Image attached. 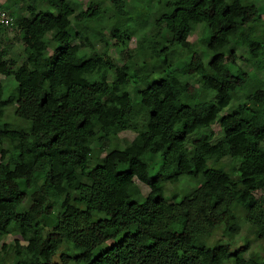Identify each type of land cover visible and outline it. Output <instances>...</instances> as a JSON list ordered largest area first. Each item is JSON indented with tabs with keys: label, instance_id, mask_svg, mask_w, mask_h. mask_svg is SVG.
Returning <instances> with one entry per match:
<instances>
[{
	"label": "trees",
	"instance_id": "trees-1",
	"mask_svg": "<svg viewBox=\"0 0 264 264\" xmlns=\"http://www.w3.org/2000/svg\"><path fill=\"white\" fill-rule=\"evenodd\" d=\"M257 2L153 0L150 22L146 14L132 17L125 0H89L84 9L78 0L0 6L24 55L16 65L0 45V76L15 83L8 90L0 80V119L13 105L12 117L26 124L0 122V235H18L9 246L14 264L244 263L246 242L232 250L207 240L216 230L228 239L237 235V213L255 237H264V197L255 195L264 191V90H247L250 79L234 49L237 41L245 50L239 59L264 70V39L257 35L264 4ZM9 6L23 13L12 16ZM72 23L80 24L73 36ZM192 24L205 27V58L192 53L175 66ZM107 48L122 52L120 66ZM130 68L140 87L136 102L122 92ZM181 77L198 78L211 99L194 110V90ZM124 131L134 134L130 141L118 139ZM146 155L160 156L161 181L149 175ZM225 158L236 166L225 171ZM181 176L196 187L177 202L165 200L162 183L174 185ZM134 180L148 189L140 202ZM64 244L72 254L54 260ZM247 264H264V255L250 251Z\"/></svg>",
	"mask_w": 264,
	"mask_h": 264
},
{
	"label": "rangeland",
	"instance_id": "rangeland-1",
	"mask_svg": "<svg viewBox=\"0 0 264 264\" xmlns=\"http://www.w3.org/2000/svg\"><path fill=\"white\" fill-rule=\"evenodd\" d=\"M79 1V8L84 9L89 0H78ZM126 3V11L135 19L140 18L141 15H145L148 17V22H150V11L153 7V0H125ZM258 5L264 4V0H258L257 2ZM20 6L14 7V6H9V9L7 10L9 14L12 16H15L17 14L23 13L22 10L19 8ZM103 10L106 14V16H109L111 13V7L105 3L103 5ZM80 29V24H74L72 23L68 27V33L70 35H74L78 30ZM145 30H148L145 27L142 30H138L135 35L129 40L128 42V49H133L135 47V39L139 35H141ZM257 35H262L261 39H264V14L262 15V22L258 25L257 28ZM244 30H241L239 34H243ZM208 39V35L205 31V27L200 24H192L190 25V33L189 36L185 42L184 48L180 53L178 54V59L175 62V66H181L192 53H196L199 55L201 58H205L204 50H203V41ZM75 40H72L71 43H75ZM45 43L47 45V51H51L53 49V44L48 41V39H45ZM0 45L2 46H7L8 47V53L9 56L15 59L16 65H19L23 59L24 55L22 52V46L19 42V37L18 33L14 28L8 27L5 30V34L0 40ZM103 49L102 45L99 44L96 46L97 52H101ZM234 49L235 53L237 56L236 60V65L243 69L249 76V83L247 85V90H250L254 87L260 88L261 90H264V70L261 72H257L254 69L250 67V65L242 62L239 58L244 54L245 50L243 47L239 45L237 41L234 43ZM107 55L110 57L111 61L115 66H120L123 63L122 60V52L113 49V48H107ZM131 68L127 72V75L129 76V88H122V92L126 93L129 92L131 99L133 102H136L137 100V95H136V90L140 89L138 84L135 82L133 79V76L131 74ZM1 82L5 85V87L8 90H12L15 86L14 81L12 80L11 77H1L0 76ZM181 81L184 83L189 84L192 86L194 93L192 96V101L191 105L193 109H197L204 100L211 99L212 94L211 93H203L202 88H201V82L198 78H192V77H181ZM8 91H5V95L7 94ZM242 102L241 99H238L237 101L231 103L227 108L226 112H231L234 110L235 106ZM14 111V106L9 105L5 107L2 110V117L0 119V122H7L10 123L13 126H21L22 128H25L26 124L23 122H20L18 120H15L12 117ZM211 129L214 133V137L216 139L221 138V131L217 124H214L211 126ZM134 134L129 131H124L120 132L118 134V139L122 141H130L133 138ZM196 138L195 134L189 135L186 140V146L187 148L191 147L192 141ZM113 146H110L104 153L100 154L99 157H103L108 151L112 149ZM92 148H97L96 144H93ZM145 160L149 165L148 168V173L151 177L155 178L158 181H161V177L157 175V170L160 164V156L159 155H146ZM95 161V157L93 156L90 164H93ZM220 166L223 167L225 171H228L230 167L236 166V163L230 159H223L220 162ZM134 184L137 187L138 194L134 196V200L136 202H140L141 199L146 195L148 192V189L146 186L138 182L137 180H134ZM162 197L165 200L168 201H174L177 202L181 195L189 190H192L196 187L195 183L193 181H189L186 179L184 176H181L178 178L177 182L174 185H169L167 183H162ZM256 197H264V191H259L255 193ZM28 205V200H25L24 206L26 207ZM236 220L239 225V231L237 235H235L232 239H228L226 237H223L220 233L219 230H216L212 233V235L208 238L207 240V245H213L215 243H223L226 245H229L232 250H235L241 246L244 245V243H247V250L243 254V259L244 263L247 264L248 260V254L249 252H256L259 253L260 255H264V237L262 238H257L255 235L250 231V227L248 224H246L242 218V215L240 213H237L236 215ZM17 240L20 241L18 238V235L16 234L15 231H11L10 233L6 235H0V264H14L13 257L11 256V251L9 250V246L13 244V242ZM21 246H23V242H19ZM110 242H107L105 245H109ZM3 246V248H2ZM63 253H67L68 255L72 254V249H70V246L64 244L62 245L57 254L55 255L54 260L58 256H60ZM67 264H73L72 262H68Z\"/></svg>",
	"mask_w": 264,
	"mask_h": 264
},
{
	"label": "built area",
	"instance_id": "built-area-1",
	"mask_svg": "<svg viewBox=\"0 0 264 264\" xmlns=\"http://www.w3.org/2000/svg\"><path fill=\"white\" fill-rule=\"evenodd\" d=\"M7 0H0V6L3 5ZM12 20L6 11L0 8V27H10Z\"/></svg>",
	"mask_w": 264,
	"mask_h": 264
}]
</instances>
